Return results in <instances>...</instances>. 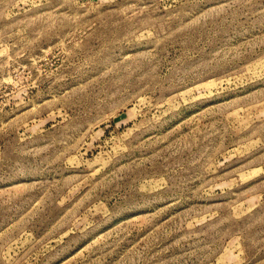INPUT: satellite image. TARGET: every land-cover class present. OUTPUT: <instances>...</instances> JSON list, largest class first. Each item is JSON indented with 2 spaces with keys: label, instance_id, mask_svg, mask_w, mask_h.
Returning a JSON list of instances; mask_svg holds the SVG:
<instances>
[{
  "label": "rangeland",
  "instance_id": "rangeland-1",
  "mask_svg": "<svg viewBox=\"0 0 264 264\" xmlns=\"http://www.w3.org/2000/svg\"><path fill=\"white\" fill-rule=\"evenodd\" d=\"M0 264H264V0H0Z\"/></svg>",
  "mask_w": 264,
  "mask_h": 264
}]
</instances>
